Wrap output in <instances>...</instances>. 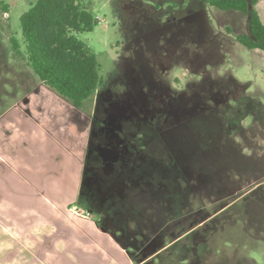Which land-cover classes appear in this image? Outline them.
I'll return each mask as SVG.
<instances>
[{
	"label": "rangeland",
	"instance_id": "rangeland-1",
	"mask_svg": "<svg viewBox=\"0 0 264 264\" xmlns=\"http://www.w3.org/2000/svg\"><path fill=\"white\" fill-rule=\"evenodd\" d=\"M34 2L0 0V256L18 247L34 257L44 245L37 227L60 220L69 239L61 249L45 240L52 253L42 264H133L121 244L154 238L176 213L178 233L203 208L213 216L198 235L242 242L232 250L226 241L207 264L238 255L264 264V54L227 31L247 33L246 16L207 0H81L97 24L76 36L104 83L77 109L14 55L12 38L25 53L19 17ZM256 9L264 23V0ZM160 131L165 159H178V170H162L158 198L138 191L136 179L125 182L131 216L141 221L125 237L100 212L113 201L103 178L130 146L152 152ZM220 204L229 210L215 214Z\"/></svg>",
	"mask_w": 264,
	"mask_h": 264
},
{
	"label": "trees",
	"instance_id": "trees-1",
	"mask_svg": "<svg viewBox=\"0 0 264 264\" xmlns=\"http://www.w3.org/2000/svg\"><path fill=\"white\" fill-rule=\"evenodd\" d=\"M207 1L217 10L244 14L247 18V33L233 34L227 29L228 34L233 36L234 40L246 50L264 54V23L256 9L261 0ZM19 24L25 53L22 55L18 44L12 38L11 47L15 57L24 59L26 65L44 86L70 101L74 108H81L104 83L99 75V65L95 55L76 36L79 33L91 32L95 28L97 20L81 0H35L28 10L19 17ZM241 107L246 108V106ZM161 134L162 131L157 137H153L154 141L158 140L159 143V146H155L152 151L155 154L150 152L152 149L149 147L141 148L138 144L136 149H132L134 146H130L129 155L119 153L117 156V159L122 155L128 157L125 158L127 160H123L124 164L117 160L113 174H108L103 178L108 182L105 187L111 186L109 190H111L113 201H107L108 211L101 210L100 212L103 211L104 219L117 226L118 231L125 237H129L128 225L132 223L137 230L141 226L139 213L137 217L131 216V210L127 203L132 201L134 193L128 194L125 182L131 184L136 179L138 191H146L150 195L152 193L158 198L160 193L158 190L165 189L160 179L162 170L171 172L178 170L176 167L178 159L172 157L174 162L165 159V150L163 149L165 147L160 139ZM124 149L125 147L122 150ZM158 149L161 152L157 151ZM119 164L122 166L119 167ZM125 164L131 173L127 169V171L125 170ZM188 170L189 173L192 172L190 167L187 168ZM152 171L155 173L152 174ZM89 175L91 177L92 172ZM118 176L121 179L120 182L110 181L112 177L115 179ZM151 176L154 177V182ZM156 179L159 185L150 186L155 183ZM122 182L123 186L120 184ZM118 184L120 185L118 186ZM163 200L165 199L163 198ZM229 204L218 205L215 214L228 211L229 208L225 209V207ZM243 210L242 218L239 214L238 220L243 219L244 223L246 210L244 208ZM196 212L201 217L191 227L185 226L177 233L181 226L179 222L177 223L178 219L175 220L176 213L171 216L172 222L169 220L158 228L154 238H146L144 234H140L139 238L133 239L132 246L121 244V249L124 252L130 250L128 256L133 264H207V259L220 257L221 249L229 248L225 247L226 241L230 243V249L240 250L241 240H236L230 235L223 238L215 233L213 235H198L196 232L206 225V221H211L213 215L207 214L203 208ZM61 223L58 220L37 227L38 234L44 239V245L42 249L40 247L34 257L27 258L24 253V256H21L20 251L17 250L18 247H13L4 252V259L0 256V264H21L20 262L23 260H25L23 264H42L45 254L52 253V246H46L47 241L45 240L53 239V242H56L54 247L61 249L65 247L69 239ZM244 227L241 229L242 233ZM100 228L106 232L105 227L100 226ZM237 231L236 233L241 234L239 230ZM214 236H216L215 239ZM131 248L134 249L131 250ZM244 259L245 257L241 255L233 256L230 261L226 260L224 264H243ZM253 262L256 264L254 260Z\"/></svg>",
	"mask_w": 264,
	"mask_h": 264
},
{
	"label": "built area",
	"instance_id": "built-area-1",
	"mask_svg": "<svg viewBox=\"0 0 264 264\" xmlns=\"http://www.w3.org/2000/svg\"><path fill=\"white\" fill-rule=\"evenodd\" d=\"M74 210H75V211H78V210H77V207H74ZM80 212L82 213L81 215H85L86 217H87V216H88V217L90 216L89 212H86V211L83 212V211H81V210H80Z\"/></svg>",
	"mask_w": 264,
	"mask_h": 264
}]
</instances>
